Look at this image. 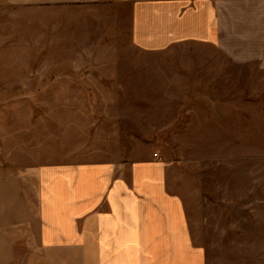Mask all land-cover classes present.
I'll return each instance as SVG.
<instances>
[{
    "label": "crops",
    "instance_id": "crops-1",
    "mask_svg": "<svg viewBox=\"0 0 264 264\" xmlns=\"http://www.w3.org/2000/svg\"><path fill=\"white\" fill-rule=\"evenodd\" d=\"M91 75L105 90L153 92L137 94L131 121L125 98L117 112L153 131L102 137L240 138L242 107L256 122L264 91V0H0V92L101 89L82 83ZM15 113L0 109V264H264L194 240L175 163L153 151L40 161L48 135L18 129L38 116Z\"/></svg>",
    "mask_w": 264,
    "mask_h": 264
},
{
    "label": "rangeland",
    "instance_id": "rangeland-1",
    "mask_svg": "<svg viewBox=\"0 0 264 264\" xmlns=\"http://www.w3.org/2000/svg\"><path fill=\"white\" fill-rule=\"evenodd\" d=\"M124 46L125 43H116L114 49H124ZM86 81L102 83L97 85L101 89L0 92V99L7 98L11 104L8 107L0 103L4 114L14 110L18 116L27 111L38 116L33 122L16 125L18 129L27 127L36 135H48L49 154L35 158L40 161L117 160L141 158L150 151L156 152L177 165L176 189L185 200L195 241L212 249L218 248L216 244H230L225 245L224 251H212L224 257L238 254L264 259V91L257 92L254 98L256 122L247 121L249 112L242 107V120L246 121L240 123V138H106L102 135L111 137L113 130H122L117 134L121 136L125 134L123 130L131 134L136 125L144 127L146 132L153 131L158 124L126 122V117L120 121L117 114L124 109L122 99L125 98L129 101L127 116L131 121L137 94L149 99L153 92L105 90L108 81L105 75L82 76V83ZM243 102L248 104V92L242 91ZM142 109L151 115L150 106L144 103ZM41 114L45 122L36 121ZM58 118L65 122L58 123ZM0 125L9 128L8 123ZM245 243H254L256 247L237 251L231 246Z\"/></svg>",
    "mask_w": 264,
    "mask_h": 264
}]
</instances>
